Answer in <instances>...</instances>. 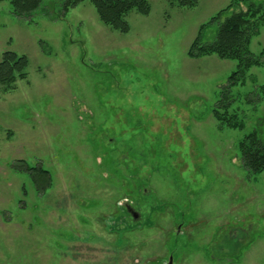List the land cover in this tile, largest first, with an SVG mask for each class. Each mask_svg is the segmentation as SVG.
I'll use <instances>...</instances> for the list:
<instances>
[{"label":"rangeland","instance_id":"374dc122","mask_svg":"<svg viewBox=\"0 0 264 264\" xmlns=\"http://www.w3.org/2000/svg\"><path fill=\"white\" fill-rule=\"evenodd\" d=\"M148 1L128 32L91 0H45L28 17L0 1V62H29L26 79L0 85V264H264V171L239 150L264 98L246 104L254 84L234 87L245 128L221 126L213 107L237 62L188 55L233 0ZM263 49L264 26L251 43ZM250 73L264 84V66Z\"/></svg>","mask_w":264,"mask_h":264},{"label":"trees","instance_id":"16d2710c","mask_svg":"<svg viewBox=\"0 0 264 264\" xmlns=\"http://www.w3.org/2000/svg\"><path fill=\"white\" fill-rule=\"evenodd\" d=\"M6 1V0H0ZM45 0H10L13 13L28 17L35 13ZM65 11L70 10L85 0H59ZM100 20L110 28L120 32L130 29L126 17L132 11L147 15L151 11L148 0H91ZM199 0H170L172 4L193 7ZM242 6H245L243 8ZM230 12V14H228ZM219 22L213 41H205L203 32L212 23ZM264 26V0H233L221 9L200 31L189 48L191 58L217 55L221 59L237 62L236 69L227 82L219 88L218 99L213 107V115L221 126L243 130L245 122L240 119L235 103L239 95L233 93L236 86H245L248 81L254 84V91L244 95L246 104H258L264 98V84L258 85L257 78L250 71L254 67L264 66V49L255 54L251 50L254 37L258 36ZM28 58L14 51H5L0 62V85L13 88L18 80H24L28 74ZM258 96V97H257ZM242 165L251 174L258 175L264 171V119L261 118L256 129L246 134L239 142ZM15 170L27 171L39 188L51 185L50 172L43 168H33L24 161L13 165Z\"/></svg>","mask_w":264,"mask_h":264}]
</instances>
